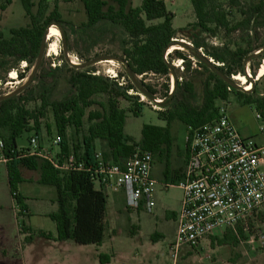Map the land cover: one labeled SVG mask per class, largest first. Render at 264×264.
<instances>
[{
  "label": "trees",
  "instance_id": "1",
  "mask_svg": "<svg viewBox=\"0 0 264 264\" xmlns=\"http://www.w3.org/2000/svg\"><path fill=\"white\" fill-rule=\"evenodd\" d=\"M12 1L0 0V10H6ZM21 2L29 22L19 28H12L9 38H6L4 32L0 30V83L21 63L35 65L48 27L57 25L62 28L66 23L57 5L47 14L49 0H39L37 4L33 0H21ZM230 2L235 4L238 0H230ZM83 3L87 21L82 23L81 29L89 38L95 31L104 34L109 26L121 30L125 65L131 84L125 87L108 76L96 74L95 71L88 69L77 70L78 68L74 66L68 69L69 75L66 77L68 93L62 98L51 100L63 67L60 64L59 66L49 64L45 67L44 55L36 73L42 70V78L49 77L50 81H41L42 104L38 110L28 109L27 98L21 96L19 92L0 95V141L3 142L1 153L6 159L10 192L22 210L26 209V203L18 186L24 180L23 167L38 171V182L54 186L57 190L59 209L49 216L56 222L58 235L57 238L44 232L42 235L58 241L71 239L78 244H101L106 229L108 201L107 194L96 188L92 174L86 170H66L56 167L47 158L31 155L28 147L19 148L17 140L24 133L32 131H34L33 135L39 137L40 119L44 116L46 107L50 106L61 137V143L58 145L60 152L55 158L59 165L64 164L71 154L66 139L67 127L73 125L76 129L82 128L86 110L97 104L93 97L105 94L108 96V105L102 112L89 113L88 119L96 122L89 126L88 134L84 136L82 143L76 146L74 152L76 159L84 160L86 166H94L96 140L104 144L101 152L103 160L114 163L124 162L140 148L150 151L154 158L162 160L165 164L164 177L171 178L177 183L181 180L180 172L183 168L173 170L172 166V150L176 142L171 129L173 122H181L186 127L188 135L191 134L193 129L217 118L219 113L217 101L227 100L231 91L239 95L242 104L255 105L258 113L264 118V94L252 95L256 84L250 90L243 91L226 81L233 76L243 85V82L247 81V77L244 76L248 73L246 64H249V68L255 74L256 69L253 68L252 60L263 54L261 50L264 46L255 47L251 43H240L235 48L226 45L208 46L204 40L192 34L191 30L187 32L185 29L183 31L186 33L181 32V34L191 38L193 48L185 46L190 52L187 50L184 52L180 48L169 52L178 31L173 27L174 14L167 10L165 0H142L141 6L136 8L132 6V0H83ZM192 3L197 17V23L192 26L206 33L215 34L218 27L230 32L239 30L248 27L254 21L255 14L264 17L263 1L242 12L246 15L245 18L230 27L226 13L216 8L212 11L207 9L208 0H192ZM36 6L37 9L34 11ZM154 20L161 21L148 24ZM210 22H214L216 28H210L208 26ZM63 34L66 42L65 33ZM51 39H48V44ZM199 50L206 58L201 56ZM255 51L259 52L254 54ZM179 59L186 72L191 68L195 69L194 67H196L195 71L203 67L207 72L202 82L200 101L194 78L176 75L177 69L173 62ZM210 66H213L214 71L210 70ZM258 67L259 63H256V68ZM147 74L168 77V80L174 76L175 87L171 95L169 83L164 84L163 88V98H166L163 105L168 109L159 112V117L166 122V126L144 124L141 139L136 141L125 133L127 113L120 107L119 101L121 98L138 101V96L128 93L130 89H138L149 98L153 97L157 93L156 89L137 78ZM18 75L24 77L21 72ZM142 105L139 103L138 109L132 110L134 116L141 115ZM239 231L243 234L242 229ZM33 237L31 234L27 241L32 242Z\"/></svg>",
  "mask_w": 264,
  "mask_h": 264
},
{
  "label": "rangeland",
  "instance_id": "2",
  "mask_svg": "<svg viewBox=\"0 0 264 264\" xmlns=\"http://www.w3.org/2000/svg\"><path fill=\"white\" fill-rule=\"evenodd\" d=\"M36 4L39 0H33ZM264 0H238L233 4L230 0H208L210 11L214 8L227 14L230 27L241 22L246 15L242 12L248 11L253 6ZM167 10L174 14L173 27L178 31L173 39L172 47L180 48L184 52L193 48L191 38L184 36L183 30H191L198 38L204 40L208 46L222 47L224 45L235 48L237 44L251 43L253 46H264V17L254 15V21L248 27L235 31H227L218 27L216 33L202 32L200 28L194 29L192 25L197 23L192 0H165ZM117 6L115 3H113ZM142 0H132L133 7H140ZM58 6L62 18L66 21L59 28L60 36H55L48 44L46 42L45 67L47 65H62L60 77L51 96V100L62 98L68 93L69 87L66 77L68 69L76 66L77 70H92L96 74L108 76L123 86L131 84L125 66V57L122 47L121 30L110 27L104 33L95 31L89 38L82 31V23L87 21L83 0H49L47 14ZM37 6L34 7L36 11ZM154 20L148 24L158 23ZM29 22L21 0H13L6 10H0V30L6 38L10 37L12 28H19ZM102 24V23H101ZM99 24V25H101ZM210 28H216L214 22L208 23ZM99 28V26L97 27ZM185 31V33H186ZM66 36L67 53L64 52L62 37ZM188 32V31H187ZM184 33V34H185ZM57 41V44H56ZM191 44V45H188ZM260 51V50H259ZM259 51H255L257 54ZM263 54L252 60L256 73L251 71L249 64L246 70L250 73L253 83L247 78L243 86L256 84L253 96L264 94V47ZM203 58L201 50L198 51ZM191 55V54H190ZM97 59L96 63L85 65L91 60ZM71 60H76L72 63ZM111 61V62H108ZM211 62V60H209ZM256 63L259 67L256 68ZM77 64V65H76ZM176 75H186L194 78L199 101L202 96V82L207 76L203 67L199 71L191 68L189 72L184 71L182 61L175 60ZM263 66V67H262ZM262 67V68H261ZM210 70L214 71L213 66ZM263 73L260 79L257 75ZM24 77H19L18 73ZM34 65L21 63L15 70L8 73L5 80L0 83V95L19 92L27 98V108L38 110L42 104L41 81H50V78H42L43 71L39 70L33 77ZM114 74V75H113ZM263 77V78H262ZM139 81L152 85L157 93L155 99L162 100L164 84L169 83L175 87V77L147 74L138 76ZM231 80L243 87L233 76ZM129 94L138 96V101L120 99L119 105L126 110L125 133L135 140L141 139V131L144 124L166 126V122L159 117V112H165L168 107L153 102L146 94L138 89H130ZM97 104L86 110L83 118V127L76 129L73 125L67 127L66 139L70 146L71 154H74L77 145H80L84 136L88 134L91 124L96 121L88 119L90 112H102L108 105V96L105 94L95 95ZM142 103L141 115L134 116L132 110L138 109ZM219 109L224 107L235 126L242 131L243 127L251 131L261 132L264 126V118L258 119V110L255 105H244L242 99L231 91L227 100H218ZM39 141L45 152L56 156L60 152V146L53 143L59 136L53 111L50 106L44 110V116L40 119ZM172 133L176 137L175 146L172 150L173 170L184 168V141L188 134L186 127L179 121L172 123ZM34 131L25 133L18 139L20 147H27L29 136ZM97 151L102 152L100 140H96ZM104 145V144H103ZM41 147V148H42ZM0 163V264H264V220L260 216L250 218L247 226H240L237 230H222L213 236H208L201 241L196 248L184 247L174 257L171 250L176 238L178 215L183 198V189L173 182L171 178L165 179L162 175L165 164L159 158H154V176L158 180L155 187V206L151 213L145 211H133L126 208L122 193L108 190L107 215L105 219L106 229L101 244H78L73 240L58 241L48 239L42 232L57 238V225L49 216L59 209L57 201V190L54 186L37 183L39 172L22 168V176L25 180L19 184V192L24 196L26 209L22 210L13 199L5 167V162ZM166 183H172L166 187ZM98 188V186H96ZM30 230H29V229ZM239 229L243 230V234ZM28 230V231H27ZM33 235L32 242L27 238Z\"/></svg>",
  "mask_w": 264,
  "mask_h": 264
},
{
  "label": "built area",
  "instance_id": "3",
  "mask_svg": "<svg viewBox=\"0 0 264 264\" xmlns=\"http://www.w3.org/2000/svg\"><path fill=\"white\" fill-rule=\"evenodd\" d=\"M172 90L171 86L169 94ZM257 118L262 119L260 113ZM260 130L264 135V126ZM53 143L58 146L61 137H56ZM184 144L185 166L183 177L177 183L184 193L171 247L174 257L182 248L194 249L219 231L247 226L254 216L264 220V170L261 168L264 146L257 144L253 137L243 136L224 107L219 109L216 119L187 134ZM41 147L39 137L32 135L28 145L31 155L47 158L66 170H86L105 193L121 192L127 209L153 211L158 180L153 175L154 157L150 151L138 148L122 163L104 161L102 153L97 151L95 165L86 166L74 154L59 165L55 156ZM2 148L0 141V161L6 162ZM169 185L172 184L166 183V187Z\"/></svg>",
  "mask_w": 264,
  "mask_h": 264
},
{
  "label": "water",
  "instance_id": "4",
  "mask_svg": "<svg viewBox=\"0 0 264 264\" xmlns=\"http://www.w3.org/2000/svg\"><path fill=\"white\" fill-rule=\"evenodd\" d=\"M52 26H53V25H52ZM50 27H51V26H50ZM50 27H48V29L46 30V32H45V34H44V37H43V40H42L41 49H40V52H39V56H38L37 61H36L35 65H34V71H33L32 77L35 75V73H36V71H37V69H38V67H39L40 62H41L42 58H43L44 55H45V51H46V37H47V34H48V31H49ZM62 40H63V45H64V52L67 53V55H68V50H67V48H66V42H65V40H64V37H62ZM68 57H69V55H68ZM97 61H98L97 59H95V60H91L90 62L86 63L85 65H89V64H91V63H96ZM76 65H77V64H76ZM125 66H126V65H125ZM126 68H127V66H126ZM127 71H128V69H127ZM246 72H247V70H246ZM244 76H246V77L250 80V82L253 83V81H252V77H251L248 73H247V75H244ZM226 81H227L231 86H234V87H236V88H238V89H240V90H243V91H247L245 88L241 87L239 84L235 83V82L232 81L231 79H230V80L226 79ZM252 85H254V84H252ZM173 89H174V87H173ZM172 91H173V90H172ZM144 94H145V93H144ZM171 94H172V92H171ZM171 94H170V95H171ZM4 96H6V95H4ZM150 99H151L153 102H155V103H157V104H159V105H163V103H164V101H159L158 99H155L154 97H151ZM163 106H164V105H163Z\"/></svg>",
  "mask_w": 264,
  "mask_h": 264
},
{
  "label": "crops",
  "instance_id": "5",
  "mask_svg": "<svg viewBox=\"0 0 264 264\" xmlns=\"http://www.w3.org/2000/svg\"><path fill=\"white\" fill-rule=\"evenodd\" d=\"M238 129V128H237ZM239 130V132L243 135V136H250V137H253L254 139H255V141L257 142V144H259V145H261V146H264V135L263 134H261V132L259 133V132H257V131H251L250 129H248V128H244L243 127V129H242V131L240 130V129H238ZM25 134V133H24ZM23 134V135H24ZM22 135V136H23ZM32 136V135H31ZM31 136H29V138H28V145H29V140H30V138H31ZM136 141H139V140H136ZM17 144H18V140H17ZM28 145H27V147H28ZM18 146H19V148H20V145L18 144ZM0 163H2L1 161H0ZM5 164V167H6V163H4ZM261 168L264 170V160H263V162L261 163ZM183 170H184V168H183ZM183 170H182V172H183ZM6 171H7V169H6ZM153 172H154V168H153ZM182 172H180L181 174H183ZM153 175H154V173H153ZM162 175H163V173H162ZM155 177V176H154ZM163 177H164V175H163ZM182 177H183V175H182ZM182 177H181V179H182ZM165 178V177H164ZM39 179V178H38ZM166 180H167V178H165ZM23 181H27V180H23ZM22 181V182H23ZM36 182L37 183H39L38 182V180H36ZM20 184V183H19ZM19 187V186H18ZM116 194H115V198L116 199H118V198H120V197H118L117 195H118V193L119 194H121V192H115ZM26 199V198H25ZM124 200V199H123ZM50 214V213H49ZM175 218H177V215L175 216Z\"/></svg>",
  "mask_w": 264,
  "mask_h": 264
},
{
  "label": "bare ground",
  "instance_id": "6",
  "mask_svg": "<svg viewBox=\"0 0 264 264\" xmlns=\"http://www.w3.org/2000/svg\"><path fill=\"white\" fill-rule=\"evenodd\" d=\"M60 34H61V31L59 30V28H54L53 26H51L50 27V29H49V31H48V34H47V37H46V42H47V40L48 39H50V38H53V37H55V36H60ZM174 48L173 47H171L170 49H169V52H171L172 50H173ZM72 61V63H76L74 60H71ZM108 62H111V61H108ZM264 66V65H263ZM262 66V67H263ZM261 67V68H262ZM262 73H263V70H261V72H260V74H258L257 75V77H256V79H260V77H261V75H262ZM249 75H250V73H249ZM251 76V75H250ZM243 86V85H242ZM252 84L250 83V85H247V86H243V88H245L247 91L248 90H250L251 88H252Z\"/></svg>",
  "mask_w": 264,
  "mask_h": 264
}]
</instances>
